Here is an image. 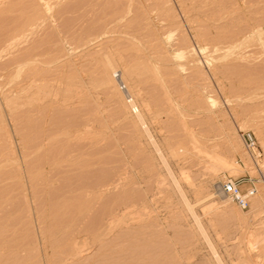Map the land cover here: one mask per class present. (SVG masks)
Listing matches in <instances>:
<instances>
[{
	"label": "rangeland",
	"instance_id": "obj_1",
	"mask_svg": "<svg viewBox=\"0 0 264 264\" xmlns=\"http://www.w3.org/2000/svg\"><path fill=\"white\" fill-rule=\"evenodd\" d=\"M0 18V264H264V207L221 206L214 191L228 177L253 179L254 197L264 184V0H1ZM104 61L117 91L91 85ZM123 87L144 128L121 112ZM211 155L232 168L210 171ZM66 197L91 209L67 214ZM84 225L101 240L60 262Z\"/></svg>",
	"mask_w": 264,
	"mask_h": 264
},
{
	"label": "bare ground",
	"instance_id": "obj_2",
	"mask_svg": "<svg viewBox=\"0 0 264 264\" xmlns=\"http://www.w3.org/2000/svg\"><path fill=\"white\" fill-rule=\"evenodd\" d=\"M1 1V0H0ZM9 2V1H8ZM16 2V1H15ZM18 2V1H17ZM7 4V3H6ZM12 5H14V4H11L10 6L12 7ZM19 5V4H18ZM223 5V4H222ZM252 5V4H251ZM17 6V5H16ZM25 6V5H24ZM29 6V5H28ZM227 6V5H226ZM22 7V6H21ZM8 8V7H7ZM10 8V7H9ZM8 8V9H9ZM18 8V7H17ZM16 8V9H17ZM32 8V7H31ZM30 8V9H31ZM213 8H215V7H213ZM221 8V7H220ZM228 9V8H227ZM10 10V9H9ZM12 10V9H11ZM29 10V9H28ZM221 10V9H220ZM211 11V10H210ZM222 11V10H221ZM12 12H13V10H12ZM236 12V11H235ZM10 13V12H9ZM25 13V12H24ZM23 14V13H22ZM185 14V13H184ZM220 14V13H219ZM208 15V14H207ZM222 15V14H221ZM12 16V15H11ZM20 16V15H19ZM22 17V16H21ZM24 17V16H23ZM13 18V17H12ZM26 18V17H25ZM31 18V17H30ZM223 18V17H222ZM3 19H5L4 17H3ZM11 19V18H10ZM14 19V18H13ZM12 19V20H13ZM17 19V18H16ZM238 19V18H237ZM11 20V21H12ZM21 20V19H20ZM26 20H27V18H26ZM252 20V19H251ZM0 21H1V18H0ZM6 20H4V22H5ZM10 21V22H11ZM16 22L17 20H13L12 22ZM24 21V20H23ZM4 22H2V23H4ZM8 22V21H7ZM9 22V23H10ZM11 22V23H12ZM261 22V21H260ZM228 23V22H227ZM7 24V23H6ZM229 24V23H228ZM1 25H3V24H1ZM239 25V24H238ZM6 26H8V25H5L4 27H6ZM9 26H12V25H9ZM25 26V25H24ZM2 27V26H1ZM16 27V26H15ZM247 27V26H246ZM10 28V27H9ZM238 28V27H237ZM1 29V28H0ZM4 28H2V30H3ZM229 29V28H228ZM2 30H1V32H2ZM6 30H8V29H5V31ZM12 30V29H11ZM16 31V30H15ZM197 31V30H196ZM222 32V31H221ZM229 32V31H228ZM203 33V32H202ZM241 33V32H240ZM7 34V36L8 35H10V34H8V33H6ZM5 34V35H6ZM218 34V33H217ZM228 34V33H227ZM232 34V33H231ZM237 34V33H236ZM4 35V34H3ZM13 35V34H12ZM215 35V34H214ZM221 35V34H220ZM226 35V34H225ZM255 35V34H254ZM239 36V35H238ZM2 37V36H1ZM8 37H10V36H8ZM7 37V38H8ZM206 37V36H205ZM229 37V36H228ZM236 37V36H235ZM11 38V37H10ZM18 38V37H17ZM0 39H2V38H0ZM12 39V38H11ZM225 40H226V37H225ZM2 41V40H1ZM10 41V40H9ZM12 41V40H11ZM184 41V40H183ZM250 41V40H249ZM3 42V41H2ZM237 42V41H236ZM6 43V42H5ZM238 43H239V41H238ZM36 44V43H35ZM179 44V43H178ZM245 44V43H244ZM244 44H242V45H244ZM208 45V44H207ZM221 46V45H220ZM13 47V46H12ZM30 48V47H29ZM4 49V48H3ZM33 49H34V47H33ZM32 49V50H33ZM190 50V49H189ZM188 50V51H189ZM202 50V49H201ZM204 50V49H203ZM19 51V50H18ZM17 51V52H18ZM179 51V50H178ZM191 51V50H190ZM36 52V51H35ZM16 53V52H15ZM24 53V52H23ZM25 54V53H24ZM41 54V53H40ZM45 54H47V53H45ZM48 55V54H47ZM175 55H179V56H181V53L179 54H175ZM19 56V55H18ZM29 56V54L27 55V56H23V57H27L26 58V60L28 61H30L31 60V58L32 57H28ZM32 56V55H31ZM49 56V55H48ZM23 57H20L21 59H23ZM37 57V56H36ZM45 57H46V55H45ZM9 58V57H8ZM30 58V59H29ZM102 58V57H101ZM21 59H18L17 60V62H15V64H17L18 63V61H19V63L17 64V68H18V70L19 69H22L21 68V66L23 67V65L24 64H22V65H20V63L22 62H27V61H25V58H24V61H22ZM34 59V58H33ZM49 59V58H48ZM96 59V58H95ZM104 59H108V58H105L104 57ZM21 60V61H20ZM35 60V59H34ZM42 60V59H41ZM45 60H47V59H45ZM102 60V59H101ZM8 61V60H7ZM28 61V64L27 63H25V66H27V65H30L31 63ZM105 62V61H104ZM14 63V62H13ZM30 63V64H29ZM34 63V62H33ZM32 63V64H33ZM27 64V65H26ZM18 65H20V66H18ZM10 66V65H9ZM25 66H24V68H25ZM35 66V65H34ZM38 66V65H37ZM40 66V65H39ZM125 66V65H124ZM4 67H5V65H4ZM30 67V66H29ZM101 67V66H100ZM27 68V67H26ZM31 68V67H30ZM196 68V67H195ZM95 69V68H94ZM124 69V68H123ZM17 70V71H18ZM30 70H32V69H30ZM28 71H29V69H28ZM90 71V70H89ZM116 70L113 68V66H112V64L109 62V61H107V62H105L104 63V65H102V67H101V71H100V73H101V75H100V77H98L99 79H95V80H92L93 81V83L91 82V85H97V86H100V85H104V84H112L111 86H113L114 88H116V91L118 90L117 88H119L118 86H119V80L117 79L116 81H115V79H113L112 78V76H111V73H113V72H115ZM128 71V70H127ZM23 72V71H22ZM16 73V72H15ZM28 73V72H27ZM127 73V72H126ZM18 74V73H17ZM28 75V74H27ZM33 75V74H32ZM25 76V75H24ZM28 77V76H27ZM36 77V76H35ZM92 77V76H91ZM120 77V79H121V77L122 76H119ZM28 79V78H27ZM33 79V78H32ZM37 80V79H36ZM39 80V79H38ZM35 81V80H34ZM81 81V80H80ZM91 81V80H90ZM262 81V80H261ZM30 82V81H29ZM77 82V81H76ZM71 83V82H70ZM75 83V82H74ZM79 83V82H78ZM257 84H262V83H257ZM89 85V84H88ZM93 85V86H94ZM72 86V85H71ZM74 86H75V84H74ZM117 86V87H116ZM254 86H259V85H254ZM262 86V85H261ZM37 88V87H36ZM73 88H75V87H73ZM76 88H78V87H76ZM75 88V89H76ZM123 88H125V87H123ZM261 88V87H260ZM126 90L123 92L124 93V95H119L120 93H119V91L117 92V93H119L118 95V98H119V100H120V108H121V112H123V113H125L126 111H128V109H129V107H130V109H133V111L135 112V116L134 117H136V123H137V125H138V123L139 124H141V125H139V126H141L142 127V125H143V128L145 127L144 126V122L145 121H143V115L139 112V110H138V107H136V105H135V103H134V99H133V94H132V90H129V89H127V88H125ZM76 90H78V89H76ZM22 91V90H21ZM115 91V92H116ZM114 92V93H115ZM134 92V91H133ZM69 93H70V95H69ZM74 93V92H73ZM72 93V94H73ZM76 93L78 94V92L77 91H75V94H74V97H77L76 96ZM67 95H66V97H71V98H74V97H72V94H71V91L70 90H68L67 91V93H66ZM116 94V93H115ZM5 97V96H4ZM70 98V99H71ZM82 98V97H81ZM63 100V99H62ZM69 100V99H68ZM74 101V100H73ZM80 101V100H79ZM90 102V101H89ZM143 102V101H142ZM81 103V102H80ZM78 104V103H77ZM128 104V105H127ZM209 104V103H208ZM85 106V105H84ZM214 106V105H213ZM127 107H128V109H127ZM142 107V106H141ZM209 108V107H208ZM15 109V108H14ZM82 110V109H81ZM85 110V109H84ZM214 110V109H213ZM96 111V110H95ZM131 111V110H130ZM89 112V114H93V111L91 110V111H88ZM87 112V113H88ZM90 112H92V113H90ZM77 113V112H76ZM87 115V114H86ZM86 115H84V116H86ZM78 116V115H77ZM94 117V116H93ZM44 118V117H43ZM68 118V117H67ZM1 119V118H0ZM79 119H80V117H79ZM79 119H77V121H79ZM53 120V119H52ZM81 120V119H80ZM145 120V119H144ZM49 122V121H48ZM64 122V121H63ZM75 122V121H74ZM89 122V121H88ZM54 123V122H53ZM65 123V122H64ZM73 123V122H72ZM88 124V123H87ZM135 124V123H134ZM36 125V124H35ZM67 125V124H66ZM70 125V124H69ZM75 125V124H74ZM94 125V124H93ZM55 126V125H54ZM77 126H79V124L77 125ZM77 126H74V127H76L77 128ZM71 128V127H70ZM75 128V130H74V132L72 133V137H74L75 139H78L80 136L78 135V131H77V129ZM142 128V129H143ZM68 130V129H67ZM144 130H146V129H144ZM143 130V131H144ZM43 131V130H42ZM41 131V132H42ZM65 131V130H64ZM48 132V131H47ZM70 132V131H69ZM83 132V131H82ZM146 132V131H145ZM144 132V133H145ZM40 133V132H39ZM90 133V132H89ZM38 134V133H37ZM43 134V133H42ZM54 134V133H53ZM148 133H146V135H147ZM49 136V135H48ZM53 136V135H52ZM69 136H70V134H69ZM147 136H149L150 137V135L148 134ZM69 139V138H68ZM33 140V139H32ZM49 140V139H48ZM70 140V139H69ZM149 140H150V138H149ZM237 141V140H236ZM235 141V139L231 136L230 137V135H227V137H226V139H225V148H226V150L229 152V154H231V153H235V152H237L238 151V149H240V148H238V146H237V144L236 143H238V142H236ZM57 142V141H56ZM241 142V141H240ZM65 143V142H64ZM192 143V146L194 147V148H197V146H196V144L194 143V142H191ZM154 144V143H153ZM72 145V144H71ZM83 146V145H82ZM55 147V146H54ZM58 147V146H57ZM71 147V146H70ZM154 147L156 148V146L154 145ZM74 148V147H73ZM50 149V148H49ZM157 149V148H156ZM58 150H60V151H64V149L63 150H61V149H58ZM74 150V149H73ZM158 150V149H157ZM160 150V149H159ZM243 150H245V149H243ZM242 150V151H243ZM50 151V150H49ZM55 151V150H54ZM82 151V150H81ZM241 151V152H242ZM36 152V151H35ZM59 152V151H58ZM159 152V151H158ZM245 152V151H244ZM60 153V152H59ZM160 153V152H159ZM240 153V152H239ZM52 154V153H51ZM238 154V153H237ZM241 154V153H240ZM245 154H247V153H245ZM53 155V154H52ZM56 155V154H55ZM59 155V154H58ZM57 155V156H58ZM62 154H60V156H61ZM67 155V154H66ZM50 156V155H49ZM68 156V155H67ZM77 156H79V155H77ZM37 157V156H36ZM54 157V156H53ZM162 157V156H161ZM47 158H50V157H47ZM56 158V157H55ZM77 159V158H76ZM76 159H73L74 161H76ZM36 160V159H35ZM51 160V159H50ZM54 160V159H53ZM60 160V159H59ZM41 161V160H40ZM39 161V162H40ZM48 161V160H47ZM57 160H55L54 162H56ZM50 162V161H49ZM82 163V162H81ZM44 164V163H43ZM48 164V163H47ZM55 163H52V165H54ZM59 164V163H58ZM74 164V163H73ZM80 164V163H79ZM34 165V164H33ZM229 165V164H228ZM227 164H226V162L222 159V158H219V157H216V156H214V155H211V157H210V160H209V164H208V166H207V168L210 170V171H215V170H219V169H223V170H230L232 167H231V165H229V169L227 168V166H228ZM44 166V165H43ZM49 166H51V164L49 165ZM58 167V166H57ZM231 167V168H230ZM43 168V167H42ZM235 169V168H234ZM54 170V169H53ZM65 170V169H64ZM60 172V171H59ZM59 172H57V174L59 173ZM101 172V171H100ZM11 173V172H10ZM52 173V172H51ZM63 173V172H62ZM93 173V172H92ZM112 173V172H111ZM33 174V173H32ZM66 174V173H65ZM91 174V173H90ZM104 174V173H103ZM77 175V174H76ZM95 175V174H94ZM93 175V176H94ZM47 176V175H46ZM87 176V175H86ZM103 176V175H102ZM9 177V176H8ZM56 177V176H55ZM81 177V176H80ZM79 178V177H78ZM19 179V178H18ZM69 179V178H68ZM73 179V178H72ZM76 179V178H75ZM111 179V178H110ZM8 180V179H7ZM14 180H15V178H14ZM38 180V179H37ZM79 180V179H78ZM83 180V179H82ZM95 180H96V178H95ZM87 181V180H86ZM38 182V181H37ZM56 182V181H55ZM88 182V181H87ZM86 182V183H87ZM10 183V182H9ZM21 183V182H20ZM66 184V183H65ZM68 184V183H67ZM96 184V183H95ZM217 184H219V183H217ZM40 185V184H39ZM75 185V184H74ZM88 185H89V183H88ZM62 186V185H61ZM67 186V185H66ZM99 186V185H98ZM84 187V186H83ZM91 187H92V185H91ZM64 188H66V187H64ZM98 188V187H97ZM44 189V188H43ZM42 189V190H43ZM76 189V188H75ZM215 190V194H217V196L218 197H216V198H219L218 199V202H219V200H220V204L221 203H226L227 201H230L228 198H226V196H224L223 194H222V192H221V189H220V186L219 185H216V187L214 188ZM68 190V189H67ZM71 190H73L72 188H71ZM91 190H93V189H91ZM97 190V189H96ZM34 191V190H33ZM57 191V190H56ZM75 191V190H74ZM4 192V191H3ZM93 192V191H92ZM41 193V192H40ZM71 193H73V192H71ZM86 193V192H85ZM91 193V192H90ZM95 193V192H94ZM97 193V192H96ZM99 193V192H98ZM66 194V193H65ZM76 194V193H75ZM214 194V195H215ZM260 195H257V197L255 196H253V202H252V199H251V208H250V210L253 208H255L256 210H258V212L257 213H259V211H261L262 209H263V207H264V184L262 183L261 185H260V193H259ZM25 195V194H24ZM41 195V194H40ZM55 195V194H54ZM60 195V194H59ZM58 195V196H59ZM83 195V194H82ZM86 195H90L89 194V192L88 193H86ZM96 195V194H95ZM209 195V194H208ZM57 196V195H56ZM56 196L54 197V199H57L56 198ZM65 196V195H64ZM101 196V195H100ZM213 195H211V197H212ZM60 197V196H59ZM63 197V196H62ZM75 197V196H74ZM73 197V198H74ZM73 198L72 199H67V197H66V199H65V201L63 202V204H62V209L63 210H66V213H67V211H68V213L67 214H81L82 212H84V215H85V212H88L90 209H91V203H83V202H81L80 201V199H78V200H73ZM90 198V197H89ZM134 198V197H133ZM208 198H210V197H208ZM48 199V198H47ZM59 199V198H58ZM61 199V198H60ZM63 199V198H62ZM92 199V198H91ZM93 199H95V198H93ZM97 199V198H96ZM95 199V200H96ZM41 200V199H40ZM103 200V199H102ZM107 200V199H106ZM210 200V199H209ZM211 200H213L214 201V199H211ZM58 201V200H57ZM61 201V200H60ZM91 201V200H90ZM125 202V201H124ZM3 203V202H2ZM35 203V202H34ZM49 203V202H48ZM59 203V202H58ZM213 203V202H212ZM229 203V202H228ZM40 204V203H39ZM52 204V203H51ZM61 204V203H60ZM94 204V203H93ZM105 204V203H104ZM128 204V202L126 203V205H123V206H121V207H119V204H118V208H117V210H119L120 212L122 211V214L123 213H130V215L128 214L127 216H131V214H133L132 213V211L134 210H132L131 211V205H130V203H129V205H127ZM223 204H221V206L223 205ZM135 205V204H134ZM227 205V204H226ZM225 204H224V206H226ZM101 206V205H100ZM231 206V205H230ZM58 207V204L56 205V208ZM95 207V206H94ZM99 207V206H98ZM60 209V208H59ZM58 209V210H59ZM114 209V208H113ZM189 209V208H188ZM253 209H252V211H253ZM20 210V209H19ZM45 210V209H44ZM61 210V209H60ZM62 210V211H63ZM97 210H98V208H97ZM129 210H130V212H129ZM189 210H192L191 208L189 209ZM42 211V210H41ZM118 211V212H119ZM127 211V212H126ZM236 211V210H235ZM251 211V212H252ZM96 212V211H95ZM117 212V211H116ZM192 212V211H191ZM239 212V211H238ZM59 213V212H58ZM136 213V212H135ZM253 213V212H252ZM53 214V213H52ZM62 214V213H61ZM255 214V213H254ZM48 215V214H47ZM51 215V214H50ZM94 215V214H93ZM71 215H69V217H70ZM125 216V215H124ZM40 217V216H39ZM74 217V216H73ZM91 217V216H90ZM118 217V216H117ZM21 218V217H20ZM68 218V217H67ZM71 218V217H70ZM80 218V217H79ZM42 219V218H41ZM65 219V218H64ZM90 219V218H89ZM115 219V218H114ZM67 220H69V219H67ZM112 219H110V224H111V221ZM194 220H196L197 221V219L195 218ZM13 221V220H12ZM18 221H20V219L18 220ZM39 221V220H38ZM87 221V220H86ZM114 221V220H113ZM116 221V220H115ZM117 221H119V220H117ZM25 222V221H24ZM67 222V221H66ZM9 223V222H8ZM65 223V222H64ZM91 223V222H90ZM112 223H114V222H112ZM198 223V222H197ZM89 224V223H88ZM97 224V223H96ZM103 224V223H102ZM115 224V223H114ZM120 224H123V223H120ZM26 225V224H25ZM48 225V224H47ZM57 225V224H56ZM82 226V225H81ZM84 226H86V228L84 229V230H81L80 231V233L82 232V231H84V232H82V234H77V233H75V234H77V235H80V236H78V237H76V236H74L73 238H72V240L70 241V245H68V246H66V247H68V248H66L64 251H62L63 253H62V259H61V261L60 262H68V261H73L74 259H77V258H80L81 257V255H82V253H83V251L85 250L84 249V247H86V244H87V240H88V236H89V234H90V236L92 237L91 239H92V241H100L101 240V238L99 237V236H97V235H95V231H98L97 229L96 230H94L93 232H90V231H92V229L90 230V228H92L90 225L89 226H87V225H84ZM197 226L199 227V225L197 224ZM90 227V228H89ZM63 228V227H62ZM83 228V227H82ZM94 228H96V227H94ZM41 229V228H40ZM64 229V228H63ZM99 229V228H98ZM109 229V228H108ZM62 230V229H61ZM72 230V229H71ZM145 230V229H144ZM47 232V231H46ZM65 232V231H64ZM90 232V233H89ZM97 233V232H96ZM120 233V232H119ZM125 233V232H124ZM24 234V233H23ZM66 234V233H65ZM69 234L71 235L72 233H70L69 232ZM68 234V235H69ZM104 234V233H103ZM107 234V233H106ZM121 234V233H120ZM145 234V233H144ZM28 235H30V234H28ZM149 235V234H148ZM2 236V235H1ZM66 236V235H65ZM150 236V235H149ZM30 237V236H29ZM131 237V236H130ZM143 237V236H142ZM90 238V237H89ZM138 238V237H137ZM62 239V238H61ZM126 239V238H125ZM90 240V239H89ZM119 240V239H118ZM63 241H64V239H63ZM155 241V240H154ZM90 242V241H89ZM134 242V241H133ZM140 242V241H139ZM60 243V242H59ZM64 243V242H63ZM97 243V242H96ZM119 243V242H118ZM150 243H152V242H150ZM156 244V243H155ZM155 244H153V245H155ZM64 245V244H63ZM66 245V244H65ZM103 245V244H102ZM110 245V244H109ZM18 246V245H17ZM28 246V245H27ZM60 246V245H59ZM108 246V245H107ZM7 247V246H6ZM22 247V246H21ZM25 247V246H24ZM50 247V246H49ZM170 247V246H169ZM63 248V247H62ZM139 248V247H138ZM111 249V248H110ZM148 249V248H147ZM24 250V249H23ZM46 250V249H45ZM116 251V250H115ZM134 251V250H133ZM168 251V250H167ZM28 252V251H27ZM46 252V251H45ZM61 252V251H60ZM125 252V251H124ZM23 253V252H22ZM17 254V253H16ZM59 254V253H58ZM124 254V253H123ZM147 254V253H146ZM28 255V254H27ZM60 255V254H59ZM117 255V254H116ZM101 256V255H100ZM105 256V255H104ZM132 256V255H131ZM14 257V256H13ZM16 257V256H15ZM57 257H59V256H57ZM116 257V256H115ZM134 257V256H133ZM24 258V257H23ZM56 258V257H55ZM140 258V257H139ZM156 258H157V256H156ZM14 259V258H13ZM91 259V258H90ZM136 259V258H135ZM159 259V258H158ZM176 259V258H175ZM131 260V259H130ZM24 261V260H23ZM121 261V260H120ZM85 262V261H84ZM83 263V262H82ZM142 263V262H141ZM33 264V263H32ZM70 264V263H69ZM76 264V263H75ZM88 264V263H87ZM97 264V263H96ZM156 264V263H155Z\"/></svg>",
	"mask_w": 264,
	"mask_h": 264
},
{
	"label": "built area",
	"instance_id": "obj_3",
	"mask_svg": "<svg viewBox=\"0 0 264 264\" xmlns=\"http://www.w3.org/2000/svg\"><path fill=\"white\" fill-rule=\"evenodd\" d=\"M242 140L246 153L253 162L257 172L261 174L260 160L262 159V157L261 153L258 150V146L256 144L254 136L250 132H245L242 134ZM243 182L247 185V187L244 189L241 188ZM219 186L222 194L241 210H246L249 207L251 198L256 192L254 181L250 177L245 179V181H243L241 177H228L220 182Z\"/></svg>",
	"mask_w": 264,
	"mask_h": 264
}]
</instances>
